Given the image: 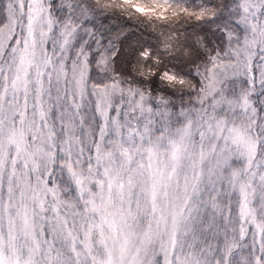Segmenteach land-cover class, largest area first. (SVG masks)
I'll return each mask as SVG.
<instances>
[{
	"label": "snow or ice",
	"instance_id": "1",
	"mask_svg": "<svg viewBox=\"0 0 264 264\" xmlns=\"http://www.w3.org/2000/svg\"><path fill=\"white\" fill-rule=\"evenodd\" d=\"M0 264H264V0H0Z\"/></svg>",
	"mask_w": 264,
	"mask_h": 264
}]
</instances>
